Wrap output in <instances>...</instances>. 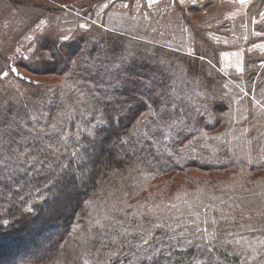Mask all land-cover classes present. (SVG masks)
<instances>
[{"label":"trees","instance_id":"16d2710c","mask_svg":"<svg viewBox=\"0 0 264 264\" xmlns=\"http://www.w3.org/2000/svg\"><path fill=\"white\" fill-rule=\"evenodd\" d=\"M214 2L168 0L175 26L156 27L143 8L105 12L121 0H0V264H259L264 0L237 33L230 15H188ZM50 29L71 38L61 48ZM112 237L128 242L115 257Z\"/></svg>","mask_w":264,"mask_h":264},{"label":"rangeland","instance_id":"374dc122","mask_svg":"<svg viewBox=\"0 0 264 264\" xmlns=\"http://www.w3.org/2000/svg\"><path fill=\"white\" fill-rule=\"evenodd\" d=\"M47 2H50L51 4L55 5L56 7H58L59 9L63 10L64 12H77V10H79L80 6H86L87 4L91 3L92 1L95 0H45ZM113 1H117V0H110V3ZM122 1V6L121 3L115 4V7H111L109 6V8L106 7L105 12H107L109 15L111 16H119V18L122 20H124V18L126 20H128L127 18L129 16H127L126 14H124V12H127L130 10V12L132 13L131 17H136V18H141V14L139 12V9L143 8L146 15L149 16L150 19L146 20V21H141L140 23H147L150 24L152 23V25H155L156 27L159 26H163L166 21H168V25H172L175 26L172 17V13L174 11V8H172L173 11H171L168 14V18L167 20H165V16L162 17V13L163 12V7L166 6V1L168 0H155L153 2H151L150 0H121ZM175 1V4L177 3V0H169V2H173ZM240 0H216V2H214V5H210L205 7L203 10L199 11V13H192V14H188L191 16V18H193L194 20H196L197 22H204L206 23H210L212 22V20H216L217 17H223V16H232L234 19H237V23L235 24V33H237V27H239V29L241 30L243 27V23H241L240 21H242V19H246L244 18V12L243 10L249 6V0H245V2L241 5ZM50 4V5H51ZM131 4V5H129ZM190 4V3H189ZM106 5V4H105ZM103 5L102 7H100L101 9L105 6ZM126 7V11H124L122 8H118V7ZM184 7H188L187 4L183 5ZM263 10H264V3L262 5ZM99 8V9H100ZM171 10V7H169ZM243 8V9H242ZM217 16V17H216ZM167 17V16H166ZM214 18V19H213ZM122 22H118L122 23ZM39 23V21L37 22ZM215 24V23H214ZM214 24L209 25L212 27H215ZM208 25V24H207ZM168 32L169 36H174V34H176V31H171ZM187 35L191 36V32L187 31ZM226 41V40H225ZM253 47H257L260 50H264V42L263 43H258V44H254ZM178 48V47H176ZM224 67H229V68H234L237 71L241 70V66H242V59H241V53L239 51L236 52H227L226 55H224ZM46 79H48L47 77H44ZM238 170V169H235ZM240 172V175L244 172L242 170H238ZM230 172V171H229ZM260 174L259 177H256L254 179H261L264 178V172H260L258 173ZM258 174H252V176H258ZM198 176L207 178V175H202V174H197ZM220 176H223V174H220ZM249 195H246L244 201L246 202V199L249 197L253 196V192H248ZM259 194L256 195V199L255 201L259 200Z\"/></svg>","mask_w":264,"mask_h":264},{"label":"snow or ice","instance_id":"6c2138e0","mask_svg":"<svg viewBox=\"0 0 264 264\" xmlns=\"http://www.w3.org/2000/svg\"><path fill=\"white\" fill-rule=\"evenodd\" d=\"M197 2V0H177V3H178V6H180V11L182 12L184 9H183V5H185V4H189V3H191V4H195ZM245 2V0H240V3H244ZM106 6V5H105ZM261 15L262 16H264V13H261ZM45 23V21L43 20V19H40L39 20V23L36 25V28H37V30H39L40 29V27L43 25ZM80 27H84V25H80ZM45 35H47V36H54L55 37V41L57 42V44L59 45V47H63V42H65V41H68L71 37L69 36V35H66V34H64V33H56L54 30H52V29H50L48 32H46L45 33ZM28 51H29V53H31V54H33V55H35L36 54V52H39V54L41 55V56H43V55H45V53L44 52H42V51H40V46H37V48H36V52H33V49L32 48H29L28 49ZM221 55H226V53H221ZM66 60L68 61V62H70V63H73V64H77L78 63V59H74L73 58V55H68L67 54V56H66ZM10 71L11 72H13V73H15L16 72V69L15 68H11L10 69ZM0 75H2L3 77H7L8 76V73L7 72H2V71H0ZM151 115H153V116H157L158 114L157 113H155V112H153V113H150ZM133 119H135V115L132 117ZM146 119V117H140V119H137L136 120V125H140V124H142L143 122H144V120ZM160 123H163V116H160V119L157 121V124L159 125ZM183 123V122H182ZM185 127H188V125H185ZM60 131V129L57 127V125L56 124H53L52 125V127H51V132H53V133H56V132H59ZM204 135H207V133H205ZM28 139V137H22V140H27ZM189 143H191V142H189ZM17 158H24V159H27L28 157H26V156H24V154L23 153H19L18 155H17ZM121 211H122V209H121ZM149 211H152V209H149ZM5 223H7V221H5ZM96 223L97 224H99L100 223V221L99 220H97L96 221ZM209 238H211V236H209ZM112 243H113V245H116L117 243H119L120 244V249H119V251L118 252H113L111 255L112 256H118L119 254H120V252H122V249H123V246L126 244V243H128L126 240L125 241H117L116 240V238L115 237H112ZM143 244L144 245H149V241L148 240H143ZM149 247H150V245H149ZM142 251H143V249H142ZM145 255H147V253L145 252ZM255 259V258H254ZM259 264H264V256H262L261 257V259H260V262H259Z\"/></svg>","mask_w":264,"mask_h":264},{"label":"crops","instance_id":"0c3cea01","mask_svg":"<svg viewBox=\"0 0 264 264\" xmlns=\"http://www.w3.org/2000/svg\"><path fill=\"white\" fill-rule=\"evenodd\" d=\"M151 2H153V1H155V0H150ZM252 0H249V3L251 2ZM237 3H239V2H237ZM239 4H241V3H239ZM242 5V4H241Z\"/></svg>","mask_w":264,"mask_h":264}]
</instances>
